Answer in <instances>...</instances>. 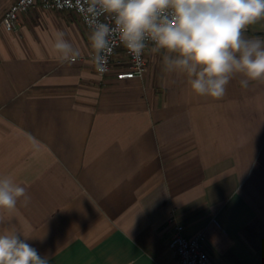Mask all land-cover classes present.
Here are the masks:
<instances>
[{"label": "crops", "instance_id": "crops-1", "mask_svg": "<svg viewBox=\"0 0 264 264\" xmlns=\"http://www.w3.org/2000/svg\"><path fill=\"white\" fill-rule=\"evenodd\" d=\"M0 0V260L177 264L175 224L238 264L264 229V0H181L225 39L149 45L142 78L120 47L100 76L71 11ZM172 220V221H171Z\"/></svg>", "mask_w": 264, "mask_h": 264}, {"label": "built area", "instance_id": "built-area-1", "mask_svg": "<svg viewBox=\"0 0 264 264\" xmlns=\"http://www.w3.org/2000/svg\"><path fill=\"white\" fill-rule=\"evenodd\" d=\"M35 5L45 10L71 11L80 17L94 35L98 51L92 61L100 76L111 72L116 50L123 47L129 68L117 73L119 80L142 78L149 45L214 42L233 33L227 24H187L179 0H15L2 16L3 27L14 31L19 15ZM204 238L203 233L188 237L184 226L175 224L169 248L177 264H213L205 251Z\"/></svg>", "mask_w": 264, "mask_h": 264}, {"label": "trees", "instance_id": "trees-1", "mask_svg": "<svg viewBox=\"0 0 264 264\" xmlns=\"http://www.w3.org/2000/svg\"><path fill=\"white\" fill-rule=\"evenodd\" d=\"M0 264H47V262L32 249H16L3 257Z\"/></svg>", "mask_w": 264, "mask_h": 264}, {"label": "rangeland", "instance_id": "rangeland-1", "mask_svg": "<svg viewBox=\"0 0 264 264\" xmlns=\"http://www.w3.org/2000/svg\"><path fill=\"white\" fill-rule=\"evenodd\" d=\"M250 252L243 253V259L238 264H264V229L261 235L249 246Z\"/></svg>", "mask_w": 264, "mask_h": 264}]
</instances>
